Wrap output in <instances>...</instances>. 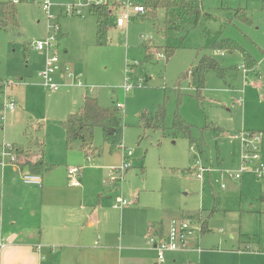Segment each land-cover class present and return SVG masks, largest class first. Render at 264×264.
I'll return each instance as SVG.
<instances>
[{"label": "rangeland", "instance_id": "rangeland-1", "mask_svg": "<svg viewBox=\"0 0 264 264\" xmlns=\"http://www.w3.org/2000/svg\"><path fill=\"white\" fill-rule=\"evenodd\" d=\"M263 1L202 0L207 16L185 35L171 30L165 34V14L159 8L154 17L132 21L126 29L110 26L106 44L98 45L93 15L88 12L83 17L60 15L62 5L70 0H52V12L61 30L67 33L63 43L60 41V63L69 65L79 78V85L75 80H63L67 85L56 91L43 89L37 75L43 58L29 45L46 37L44 14L35 3L16 4L19 26L0 28V103L5 90L13 92L18 101L15 112L0 121V158L4 144L18 150L17 146L34 145L33 141L45 132L56 133L61 117L69 109L79 110L84 93L99 97L102 104L120 102L122 145L132 151V166L115 185L109 179V169L88 180L89 183L99 180L104 191H117L109 205L117 196L134 201L133 208L140 207L136 217L148 218L145 239L148 230L158 223L166 225L172 217L179 219L182 214H191L186 217L198 219L197 230L200 226L201 230L207 228L199 234L201 247L220 245L236 250L238 240H249L253 243L244 244L240 252L253 254L248 251L258 249L264 252V186L249 173L242 174L240 179L231 176L239 167L240 145L230 138L241 129L264 130ZM238 8L242 17H248L247 21L236 16ZM143 37L146 40L151 37L152 41H144ZM218 37L231 38L246 49L256 59V71L244 70L242 55L237 51L209 50L208 45ZM144 42L153 52L148 61ZM165 44L175 49L171 56L158 60L157 54L162 53L160 46ZM205 53H210L222 66H236L239 70L235 69L230 79H220L214 72H208L199 100L181 74L196 65ZM134 62L138 64L133 65ZM126 74L133 87L123 92L121 85ZM5 82L13 85L4 89ZM160 104L165 108L164 132L144 127L140 118L144 112L154 113ZM176 109L192 126V135L202 136L206 144V152L200 155L203 164L209 167L204 179L191 173L195 155L199 156L197 148L191 147L187 137L174 135L171 130ZM93 146L95 156L91 164L104 163L105 158L115 163L111 166L121 162L122 148L109 152L99 127L94 131ZM53 153L59 159L55 168L59 174H66L65 163L70 166L81 159L77 150L67 160L61 152ZM98 156L103 160L99 162ZM4 159L6 165L11 164L8 157ZM88 172L91 177L96 170ZM246 247L252 250L247 251Z\"/></svg>", "mask_w": 264, "mask_h": 264}, {"label": "crops", "instance_id": "crops-1", "mask_svg": "<svg viewBox=\"0 0 264 264\" xmlns=\"http://www.w3.org/2000/svg\"><path fill=\"white\" fill-rule=\"evenodd\" d=\"M145 18L135 17L131 22L143 21ZM95 30L94 17V33ZM66 34L60 27L58 54ZM65 52L63 47L62 55H65ZM38 53L43 58L39 66L41 70L44 55ZM222 67L227 69L225 78L229 79L232 78L235 69H238L236 66ZM56 79L64 83L60 76ZM6 93L15 99L18 106L14 93L11 91ZM85 95L87 94L84 93L82 96L81 105ZM91 96L96 97L101 105H108L102 104L99 97ZM66 113L61 117L62 121L68 114L74 112L73 109H69ZM215 127L219 132L221 131L217 124ZM33 142L35 144L30 147H17L36 153L37 159L42 154L38 149L42 147L43 160L53 164L54 167L40 174L41 183L36 185L23 182L22 174L27 173L26 169L19 170L12 163L0 164V237L9 240L4 247H0V264H264V252L260 249L254 250L253 254L240 252L244 244L253 241L238 240L236 250L220 245L204 248L198 241L199 237L192 239L190 247L186 250L167 252L164 262L159 263L156 252L146 244L148 218L136 217L140 207L133 208L135 204L133 201L123 209L113 208L109 204L117 191H104L103 184L101 185L99 180L88 182L99 173L107 172L110 164L115 163L105 158L104 163L91 164L94 161L95 151L88 160L84 152L79 149L77 142L73 143L71 149H67L65 133L61 125L53 135L45 132ZM75 150L81 153L80 161L70 166H68L70 163H65L66 174L55 172V168L60 163L53 151L61 152L67 160ZM261 154L264 160V140ZM100 156H98L99 162L103 160ZM71 166L81 168L80 174L77 175L80 180L78 187L69 183L71 178L67 175V168ZM88 169L96 172L90 177ZM189 215L191 214H182L178 218ZM127 217L131 220L128 221ZM168 223L169 221L164 225L160 222L155 227L165 230ZM36 245H40L39 250H36ZM196 247H199L200 251H197Z\"/></svg>", "mask_w": 264, "mask_h": 264}, {"label": "trees", "instance_id": "trees-1", "mask_svg": "<svg viewBox=\"0 0 264 264\" xmlns=\"http://www.w3.org/2000/svg\"><path fill=\"white\" fill-rule=\"evenodd\" d=\"M141 3L146 8L144 17H154L159 8L164 10L165 34L168 30H171L178 34L185 35L197 27L203 17L207 16L202 5V0H142ZM88 13L95 17L96 43L98 45L106 44L108 30L111 26L108 6H91L88 9ZM241 13L242 10L240 8L236 9V16L238 18H244V21H247L248 17H242L243 13ZM8 25H12L15 28L19 26L15 4L11 2H0V28H6ZM160 47L165 58L171 56L175 49V46L171 44H165ZM208 49L227 52L237 51L242 55L243 68L251 71L256 70L257 63L254 57L231 38L218 37L208 45ZM144 50L145 61L152 59L153 52L146 42H144ZM208 72H214L220 79H225L226 76L225 69L220 63L210 53H205L201 56L196 65L191 66L185 73L181 74V79L188 80V84L195 90L196 98L199 100H201V93L205 87ZM140 118L144 127L162 130L164 132L163 121L165 118V108L163 104L158 105L154 113L144 112L140 114ZM60 125L65 133L66 148L71 149L73 143L77 142L79 144V149L84 152L86 157L93 154L95 151L93 139L94 131L97 127L101 128L104 141L107 142L110 151L118 148L122 143L123 129L119 109L112 104L101 105L96 97L90 95H85L81 108L74 113L68 114L66 118L61 121ZM206 127V125L203 126L200 128V131ZM191 128L192 126L182 119L176 109L171 124L173 134H181L183 137H187L191 146L197 148L200 156L206 152V144L202 136L194 137L192 135ZM262 132L264 134V131ZM38 151L42 153L39 159L35 158L36 153L29 150H15V160L11 163L19 170L26 169L27 173L36 175L43 174L51 170L54 165L43 160L42 156L44 149L42 147H40ZM216 203L218 202L216 201ZM215 209L216 206L212 211ZM203 231H205V228H203Z\"/></svg>", "mask_w": 264, "mask_h": 264}, {"label": "built area", "instance_id": "built-area-1", "mask_svg": "<svg viewBox=\"0 0 264 264\" xmlns=\"http://www.w3.org/2000/svg\"><path fill=\"white\" fill-rule=\"evenodd\" d=\"M0 2H11L18 4L20 2H32L37 4L44 14L46 20V37L43 40H38L30 43V47L34 50L41 52L44 55V64L41 70L38 72V77L41 80L43 89L50 91H56L59 87L67 85L66 82L60 83L56 77L60 76L63 80L71 79L77 81L79 85V78L74 76L69 65H62L60 63L57 42L60 35V25L57 21V16L52 12L54 6L52 0H0ZM108 6L110 24L111 26L119 29H126L132 18L144 17L146 13L145 6L137 0H70L67 4L62 5L61 15L63 16H77L83 17L91 6ZM144 41H151V37ZM158 60L165 57L164 53H158ZM138 62H134L133 65H137ZM245 70V69H244ZM13 85L11 82H5L3 84L4 89ZM133 84L129 83V77L125 76V80L121 85L123 92L131 90ZM15 99L4 91L3 101L0 103V121L4 122L7 114H11L16 109ZM115 106L121 110L123 108L122 103L117 102ZM233 141L238 142L240 145V163L239 167L231 175L235 179H240L244 173L252 174L256 179L260 180L264 186V160L262 159L261 146L264 140V134L262 131L241 129L235 131L231 137ZM122 148L123 156L119 165L108 167L110 171V181L118 184L123 178L126 171L132 166L130 157L132 151L123 147L122 143L119 146ZM193 147V146H191ZM9 158L10 163L15 160V150L13 145L4 144L2 146V155L0 158L1 164H6L4 159ZM90 159V155L87 156ZM81 168L78 166H71L67 168V175L71 180L70 185L78 187L80 186V180L77 175L80 174ZM209 171V167L205 166L200 156L195 155V166L191 170L197 178L204 179L205 172ZM22 180L25 183L40 185L41 179L39 175L31 173H23ZM224 187V185H221ZM262 199L264 200V194ZM133 202L127 200L123 196H117L112 207L116 209H123L131 205ZM198 219L190 217H183L179 219H172L167 224L165 230H160L157 227H153L146 238L147 246L156 252V258L159 263L164 262L167 252H174L179 250H186L190 247V241L197 239L201 234V226L197 230ZM200 224V223H199ZM9 240L0 237V247H4ZM40 245H36V250H39ZM197 251H200L199 247H196ZM246 250H251L246 247ZM255 253L254 250L248 251Z\"/></svg>", "mask_w": 264, "mask_h": 264}]
</instances>
